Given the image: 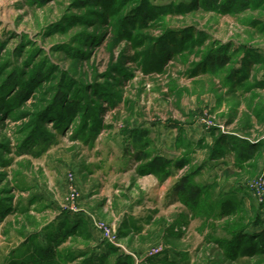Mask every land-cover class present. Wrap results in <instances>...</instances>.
<instances>
[{"label":"rangeland","instance_id":"rangeland-1","mask_svg":"<svg viewBox=\"0 0 264 264\" xmlns=\"http://www.w3.org/2000/svg\"><path fill=\"white\" fill-rule=\"evenodd\" d=\"M50 200L107 264H264L207 237L264 226V0H0V264H42L10 249Z\"/></svg>","mask_w":264,"mask_h":264},{"label":"crops","instance_id":"crops-1","mask_svg":"<svg viewBox=\"0 0 264 264\" xmlns=\"http://www.w3.org/2000/svg\"><path fill=\"white\" fill-rule=\"evenodd\" d=\"M118 166L122 167H119L117 170L115 166L112 165L110 169L120 172H125L127 170L126 166L123 167V165L120 164H118ZM48 202L50 203L49 207L56 210L57 213L47 222L39 223L38 226H35L31 231H26L27 234H25V237L20 239V242L18 241L16 245L10 249L11 252H9L12 254L14 253L13 256L17 257V254L21 251H26L31 247L32 250H30V252L38 256L40 249H48L52 246L55 252L54 257L56 255V264H76L77 261L82 264H97V257L108 253V246L101 241L99 233L91 227L87 216L84 214V209L86 208L82 207L74 211L70 208H60L55 201L50 200ZM189 209L190 212H192V208ZM136 213L135 211L133 214H127L126 217L128 222L133 218H137ZM144 218L146 219V217H142V220H145ZM210 233H212V231ZM54 236L57 242H54ZM210 236H212L210 240H214L217 243L226 242L231 239L229 236L226 238L222 237V234L212 233L207 235V237ZM75 239H82L86 243L81 244ZM74 240L76 241L74 245L67 246V244L73 243ZM38 248L40 249L38 250ZM109 258H112L111 255ZM15 260H17V258ZM165 260L171 264H189L191 258L189 253H176L173 250H169L167 257L154 256L151 262L156 264L164 262ZM19 262H21V260ZM41 262L42 264L50 263V261L44 262L43 260Z\"/></svg>","mask_w":264,"mask_h":264},{"label":"trees","instance_id":"trees-1","mask_svg":"<svg viewBox=\"0 0 264 264\" xmlns=\"http://www.w3.org/2000/svg\"><path fill=\"white\" fill-rule=\"evenodd\" d=\"M123 2V1H122ZM121 2V3H122ZM107 4V3H106ZM146 6H148V3L146 4ZM149 8L145 7L144 5H141V7L139 8V10H156V8L154 7H150ZM148 13L145 12V15H147ZM209 62L211 65H213L214 67H218V68H223L226 65H228L230 63V55H228V49L226 47H222L220 49H218V51L216 53H214V55H212L209 59ZM2 92H6L3 90H1ZM1 92V93H2ZM76 106L77 107V102L73 104V107ZM75 107V108H76ZM74 108V109H75ZM78 109V108H77ZM242 155V151L240 152ZM186 185L189 186V192H188V199H189V204L191 206H193V203H195V196L198 193V188L194 187V185H190L189 180L185 179L184 181H182V183H180V185L177 187L178 189H185ZM187 186V187H188ZM187 201V200H186ZM4 210V209H3ZM234 237H232L229 241H226L225 245H226V254L229 257H234L237 256L236 253L238 252V250L236 248H238L239 246H244V249L246 251H250V250H262L264 251V226L263 228L257 232L254 233V235L251 234H246L243 233L242 231H238L235 235H232ZM56 237L54 236V242H57V240L55 239ZM255 238V240H254ZM40 253L38 254V261L41 262L42 260L45 261H53L54 258V254L55 252L53 251V247L51 246L48 249H40L39 250ZM237 251V252H236ZM112 251L109 248L108 253L100 255V257L98 258L97 262L98 264H107L108 258L110 256V253ZM123 262V261H122ZM114 264V263H112ZM116 264H120V262L118 261V263Z\"/></svg>","mask_w":264,"mask_h":264},{"label":"built area","instance_id":"built-area-1","mask_svg":"<svg viewBox=\"0 0 264 264\" xmlns=\"http://www.w3.org/2000/svg\"><path fill=\"white\" fill-rule=\"evenodd\" d=\"M258 196H259V198H261V196H260L259 193H258ZM96 226H97L99 229L103 230L104 236H105L107 239H109L110 241H112V240H111V236L109 235V232H108L107 230H105V227H103L102 225L97 224V223H96Z\"/></svg>","mask_w":264,"mask_h":264}]
</instances>
